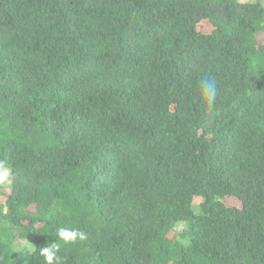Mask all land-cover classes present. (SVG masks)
Segmentation results:
<instances>
[{"label": "trees", "instance_id": "1", "mask_svg": "<svg viewBox=\"0 0 264 264\" xmlns=\"http://www.w3.org/2000/svg\"><path fill=\"white\" fill-rule=\"evenodd\" d=\"M0 163V264H264L262 0H0Z\"/></svg>", "mask_w": 264, "mask_h": 264}, {"label": "clouds", "instance_id": "2", "mask_svg": "<svg viewBox=\"0 0 264 264\" xmlns=\"http://www.w3.org/2000/svg\"><path fill=\"white\" fill-rule=\"evenodd\" d=\"M200 86L203 100L209 107H211L216 100V82L213 79L204 78L201 80ZM10 178L11 170L0 163V184L7 183ZM56 236L58 237V240H55L54 243L46 244L45 246L39 248V255L44 258L46 264H54V262L55 264H60L61 258L57 255V252L59 250L58 241H63L65 244H68L75 243L78 240L84 241L87 239V234L83 230L78 228L60 227L56 231Z\"/></svg>", "mask_w": 264, "mask_h": 264}, {"label": "rangeland", "instance_id": "3", "mask_svg": "<svg viewBox=\"0 0 264 264\" xmlns=\"http://www.w3.org/2000/svg\"><path fill=\"white\" fill-rule=\"evenodd\" d=\"M240 2H244V1H256V0H238ZM262 3L264 5V0H262ZM10 183V181H8L7 183H4V187H6L8 184ZM4 197L0 195V200H2Z\"/></svg>", "mask_w": 264, "mask_h": 264}]
</instances>
